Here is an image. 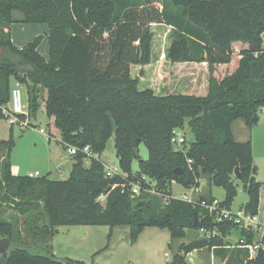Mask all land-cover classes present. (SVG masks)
I'll return each instance as SVG.
<instances>
[{
    "label": "trees",
    "instance_id": "obj_1",
    "mask_svg": "<svg viewBox=\"0 0 264 264\" xmlns=\"http://www.w3.org/2000/svg\"><path fill=\"white\" fill-rule=\"evenodd\" d=\"M168 5L179 9L173 8L175 16L166 13ZM17 21L47 25V60L37 50L38 38L23 48L13 44L10 27ZM162 24L171 29L166 72L202 71L199 94L139 87L151 63L155 27ZM263 33L264 0H0V120H8L4 109L13 80L25 86L32 118L42 105L66 148L88 146L95 155H73L65 180L14 175L10 129L9 139L0 141V237L11 246L0 264H59L50 241L61 226L127 227L131 245L145 228L165 229L172 240L189 231L196 237L170 264H187L185 255L200 249L223 264H264V237L249 260L248 246L258 241L253 230L233 220L215 222L199 207L163 200V193L132 196L126 185L137 160L138 175L169 186L189 189L207 177L224 190L221 206L229 209L237 196V168L248 195L243 209L257 215L260 183L252 146L235 140L232 125L240 120L252 129L264 109ZM137 66L142 71L134 74ZM185 122L194 139L186 151L174 149L172 132ZM112 136L121 174L106 178L100 156ZM137 139L148 150L146 160L138 155ZM177 168L183 173L175 174ZM7 210L16 215L2 218ZM201 229L215 235L201 237ZM232 233L234 244L227 240Z\"/></svg>",
    "mask_w": 264,
    "mask_h": 264
},
{
    "label": "rangeland",
    "instance_id": "obj_2",
    "mask_svg": "<svg viewBox=\"0 0 264 264\" xmlns=\"http://www.w3.org/2000/svg\"><path fill=\"white\" fill-rule=\"evenodd\" d=\"M168 6L170 8L165 9L166 13L175 16L178 12L176 10L179 9L171 5ZM14 17L20 19L21 16L14 13ZM165 27H167L166 24L155 27L151 63L147 69L143 70L144 76L139 87L152 86L155 92L163 88L164 92L170 94L182 92L199 94L205 79L202 71L197 69L182 70L181 74L166 72L168 70L164 67L167 64L164 62L163 56L169 43L167 30L170 32L171 29ZM10 36L17 48H23L27 43L38 38L37 50L44 59H48L46 24H25L17 21L10 27ZM262 41L264 48V35ZM132 71L134 74H139L142 70L137 66L133 67ZM154 73H160L162 76L155 80L156 75L154 76ZM14 87H19L22 91V101L25 105L26 114H21L23 118H17L14 124H10L9 120L6 119L0 120V141L9 139L11 129L14 146L10 162L15 173H18L15 175L26 176L37 171L39 176H47L50 180L67 179L73 164V157L67 153V148L54 126V118L47 116L42 105L36 116L32 118L28 109L25 86L12 80L10 88ZM258 116L259 121L252 129H248L240 120L232 125L235 140L241 143L250 140L252 146L253 163L257 170L255 179L260 183L257 215L260 206L263 205L264 207V109L258 113ZM175 130H178L185 138L182 149L186 151L188 144L194 139L192 132L186 122L181 128ZM179 149L181 148H177V150ZM138 155L141 160L148 158V150L142 142L138 146ZM100 160L104 163V173L109 168L121 172L115 153L113 136L107 141ZM137 164V160L131 164L132 180L130 181L133 182H137L142 177L138 175ZM144 178L147 183L146 189L155 194H165V196L162 195L163 200L169 197L180 200L183 194H189V189L180 184L172 183L169 186L167 182L163 184L148 180L145 176ZM233 181L237 188V196L230 209L235 213L238 210H243L248 201V195L243 190L241 182L234 177ZM198 182L199 193L194 197L195 200L203 197L214 198L220 202L224 201V190L214 186L207 177H200ZM100 200L103 203L104 197ZM13 214L16 215L15 212L7 210L2 218L9 220ZM20 228L23 227L20 225ZM195 237L196 233L186 231L184 238L172 240L165 229L145 228L138 236L136 243L131 245L128 241L127 227L61 226L57 228V233L51 239L50 245L52 247L51 253L55 260L60 262L59 264H62L61 260L64 259H71L83 264H170L173 254L181 250V245L189 244ZM227 240L234 244L238 238L236 234L232 233L227 237ZM187 259L190 261L192 257Z\"/></svg>",
    "mask_w": 264,
    "mask_h": 264
},
{
    "label": "built area",
    "instance_id": "obj_3",
    "mask_svg": "<svg viewBox=\"0 0 264 264\" xmlns=\"http://www.w3.org/2000/svg\"><path fill=\"white\" fill-rule=\"evenodd\" d=\"M4 113L7 116V119L9 120L10 124H14L17 120V117H15L13 114H19V115H25V105L22 101V91L19 87H14L10 91L9 95V101L7 105L5 106ZM43 133V131H40ZM171 144L173 147L181 148L185 143V138L181 135V133L178 130H173L171 140ZM78 152H81L85 155L86 159H89L91 157H95V155L92 154L89 147H84L81 151L77 149L76 147H68L67 153L70 156L78 154ZM86 163H89L88 160H86ZM187 164H191V160L187 161ZM116 174H121V172L113 170L112 168L105 170V177L106 178H112ZM30 178H35L39 176V173L36 171L33 174H28ZM126 185L130 187L131 195L132 196H138L141 192H149L148 189H146L145 186H147V183L145 181L144 176H142L137 182L129 181ZM199 193L198 186H191L189 188V194H183V196L180 198V200L187 202L191 204L193 207H199L204 214H206L209 217L214 218L215 222H222L224 220H233L235 224L239 228L244 229H251L256 235H259L258 241L254 243L253 245L248 246L249 249V260H253L256 256V253L258 249L261 247V240L264 237V228L260 227L257 222V216L251 215L250 213L243 210H238L237 212L233 213L231 209H227L225 207L221 206V202L214 199V198H200L199 200H195V196ZM199 235L201 237H210L215 235V232H209L201 229L199 231ZM240 243L243 244V241L240 240ZM193 251L187 253L185 255L186 260L187 258L193 257ZM250 264V263H249Z\"/></svg>",
    "mask_w": 264,
    "mask_h": 264
},
{
    "label": "crops",
    "instance_id": "obj_4",
    "mask_svg": "<svg viewBox=\"0 0 264 264\" xmlns=\"http://www.w3.org/2000/svg\"><path fill=\"white\" fill-rule=\"evenodd\" d=\"M12 172L14 175L18 174V173H15L13 168H12ZM257 222H258V225L260 227L264 228V225H263L264 224V207H263V205L260 206L259 214L257 215ZM258 237H259V235L256 236L257 239H258ZM193 252H194V255L192 257V260H190V261L186 260L187 264H223L222 261H220L218 258L214 257L212 255V253L207 251L206 249L193 250Z\"/></svg>",
    "mask_w": 264,
    "mask_h": 264
},
{
    "label": "water",
    "instance_id": "obj_5",
    "mask_svg": "<svg viewBox=\"0 0 264 264\" xmlns=\"http://www.w3.org/2000/svg\"><path fill=\"white\" fill-rule=\"evenodd\" d=\"M118 56H119V53L117 52L115 54V56L112 58V60H115V61L118 60ZM140 143H141V140L137 139V141L135 143V147L137 148ZM174 173L175 174H182L183 171L181 169L177 168L174 170ZM234 178H236V180H238L239 182L242 181V178L240 176V170L237 168L234 170ZM193 217H194V224L197 225V223H198L197 213H194ZM10 246H11V241L9 238L0 237V257H1V259L6 258L8 256V250H9Z\"/></svg>",
    "mask_w": 264,
    "mask_h": 264
}]
</instances>
